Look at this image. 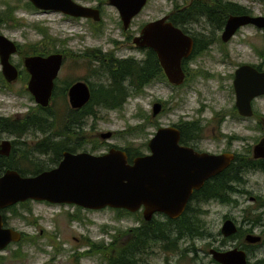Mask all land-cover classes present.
<instances>
[{
	"label": "rangeland",
	"instance_id": "rangeland-1",
	"mask_svg": "<svg viewBox=\"0 0 264 264\" xmlns=\"http://www.w3.org/2000/svg\"><path fill=\"white\" fill-rule=\"evenodd\" d=\"M2 1H8L16 8V27H0L1 33L20 45V52L11 55L14 63L20 64L22 54L28 50L30 42L37 41L48 46L56 43L60 50L65 49L68 56L57 77L59 86L62 81L76 78H86L94 84L99 82L100 77L94 72L98 65L87 60V56L92 55L94 49H101L102 53L112 52L119 57H142L143 53L132 41L129 43L127 37L130 34H138L144 23L173 11L175 3L180 6L188 4L186 0H148L139 14L132 19L129 27L123 30L119 14L108 0H77L92 6L99 3L102 8L99 21H77L56 12L41 13L37 9L25 8L22 5L25 0H20L19 3L17 0H0V4ZM230 1L245 5L250 9L251 15H264V0ZM37 26L46 27V37L37 31ZM186 28L192 33L199 31L214 34L213 27L204 19L193 21L187 24ZM220 33L221 31L216 33V41L211 42L187 63L190 78L179 88H173L167 80H154L144 86L141 94L130 96L122 108L109 110L101 107L96 111V118L86 117L83 132L87 133L88 138L95 136L105 146L93 152L106 151V143H110L129 147L131 150L136 149L142 154L148 153L147 142L157 129L154 125L150 126L152 123L139 135L125 132L128 125L141 121L137 114L149 115L151 121H157L159 126L199 120L202 133L198 148L209 152L243 153L249 146L252 149L264 136V132L256 125L264 123V95L252 101L256 111L254 116H236L233 112L235 95L231 75L241 63L264 65V29L252 25L242 26L225 43L220 40ZM0 84L6 86L0 87V115L16 117L36 106L22 76L11 83H2L0 72ZM156 101H166L165 110L162 109L156 116H151L152 104ZM50 109L63 111V99L51 101ZM107 131L112 132L111 136L102 139L100 134ZM41 135H27L26 140H36ZM3 138L12 140L14 136L0 132V141ZM84 146L79 150H91V143ZM250 171L251 169H245L242 173L246 178V193L243 190V178L240 184L233 183L234 187L239 188L230 192L231 202L208 199L209 201L199 204L204 211L201 217L213 237L178 240L175 248L167 245L164 249L159 244L143 253L144 264H211V255L208 252L211 247L219 245L228 248L238 242V238L222 241L220 226L225 215L233 218L240 227L251 228L255 234H262L264 208H258V199L253 200L251 196L260 195V198L264 199V173ZM16 211L18 215L7 212L8 225L26 232L27 240L34 241L10 243L7 249L0 250V254L6 257L11 250H17L19 247L25 252L24 257L7 258L4 264H105L102 259L105 252L101 248L79 257L76 263L77 252L90 249L89 244L93 242L107 243L111 233L130 228L138 222L136 215H123L109 208L86 210L72 204L47 201L31 200L27 205H17ZM256 215L259 220L254 224L252 221ZM192 247L195 250H192ZM249 253L250 259L264 257V244L253 245Z\"/></svg>",
	"mask_w": 264,
	"mask_h": 264
},
{
	"label": "water",
	"instance_id": "water-1",
	"mask_svg": "<svg viewBox=\"0 0 264 264\" xmlns=\"http://www.w3.org/2000/svg\"><path fill=\"white\" fill-rule=\"evenodd\" d=\"M36 8L59 11L75 17H92L99 20V9L83 5L74 0H29ZM114 6L127 29L133 16L138 14L146 0H108ZM167 15L145 23L139 34L132 39L134 45L152 49L167 79L183 82L185 73L182 59L192 50L193 39L181 28L167 20ZM253 24L264 27V15L230 14L225 21L220 39L227 42L241 26ZM17 51L13 40L0 33L1 72L6 81L18 77L17 67L11 63L10 55ZM62 53L28 55L23 65L29 74L27 89L36 104L49 105L54 79L61 67ZM235 107L242 116L253 114L252 100L264 94V69L243 63L236 67L233 78ZM91 96L85 80H76L67 90L71 108L85 105ZM161 110V103L152 105V116ZM112 132L100 134L109 138ZM180 130L175 126L159 127L148 140L149 153L134 157L131 162L127 153L110 147L100 154L88 151L65 150L55 166L34 175H22L15 169H6L0 174V209L27 199L46 200L52 203H71L89 209L106 206L124 208L134 212L143 206V217L149 220L153 213L161 212L176 218L183 212L189 196L199 189L206 179L227 168L234 153L198 152L180 144ZM11 141H0V154L8 155ZM254 158H264V137L254 144ZM224 236L237 231L231 218H226L220 229ZM21 233L3 225L0 213V249L9 242L18 241ZM248 243H256L261 236L247 233ZM214 259L221 264H247L246 252L239 247L225 250L210 249Z\"/></svg>",
	"mask_w": 264,
	"mask_h": 264
},
{
	"label": "trees",
	"instance_id": "trees-1",
	"mask_svg": "<svg viewBox=\"0 0 264 264\" xmlns=\"http://www.w3.org/2000/svg\"><path fill=\"white\" fill-rule=\"evenodd\" d=\"M17 3L20 0L16 1ZM185 6L177 3L171 11L170 19L173 24L180 27L193 21H200L206 18L208 24L215 30H221L226 18L230 14L250 13L245 5L230 0H186ZM22 5L25 8L34 9L33 5L25 0ZM16 8L10 5L8 1H2L0 4V27L11 26L16 27L17 16ZM37 30L47 36L46 27L37 26ZM186 31V30H185ZM218 38V37H216ZM213 35L206 36L204 39H197L194 43L193 53L197 54L213 41ZM115 42V40H114ZM26 52L44 54L48 52H66L65 49L60 50L56 47V43L48 46L40 44L37 41L30 42ZM92 55H88L87 59L91 63H96L95 73L100 77L98 83L91 85V98L81 108H71L65 104L63 111L51 110L50 107L41 108L38 106L31 107L26 113L16 117L0 116V132H6L13 135L12 148L9 155H0V174L5 169H15L22 175L36 174L44 169H48L54 165L56 160L61 156L64 150H76L86 143H91L92 151L102 149L103 143L83 132L85 127V118L97 117L99 108L120 109L130 96L142 93L144 86L154 80H165V76L158 62L155 52L151 49H143V56L135 58L134 56L118 57L112 52L102 53L101 49H94ZM86 58V57H84ZM95 60V61H94ZM187 60V59H184ZM186 61H184L185 64ZM257 69H262L263 64H254ZM186 72V80L190 78V70L183 66ZM69 83L63 82L60 87H56L53 92L55 100L62 99L65 89ZM164 102V109L166 101ZM233 112L237 115L233 106ZM140 118L139 123L128 125L125 132L128 134L139 135L150 125L159 127L157 121L152 122L149 115L137 114ZM86 118V119H87ZM222 117L219 119L221 122ZM264 124V123H263ZM256 124L259 130L264 132V125ZM181 131L180 142L183 144L193 145L202 133V125L199 120H189L174 124ZM41 133V137L36 140L27 141V135H35ZM24 138V139H22ZM239 138V137H237ZM113 145V144H112ZM114 146V145H113ZM129 159L140 154L136 149L124 147ZM42 155V156H41ZM245 169H263L264 160L254 159L251 155V148L248 147L243 153H237L231 164L218 175L208 179L203 187L194 191L191 199L187 203L183 213L176 219H170L166 216L158 218L156 214L151 220L145 221L141 212H129L126 209H112L123 215H136L139 224L117 230L111 233L109 241H99L89 244L90 249L77 252L76 263L78 258L85 254L94 253V249L101 248L105 253L102 259L105 264H144L143 253H147L154 246H161L166 249L167 245L176 247L178 240L196 238L213 237L208 231L207 226L201 215L204 212L199 204L210 200H220L221 202H231L230 192L237 191L239 186L234 187L233 183L240 184L245 178L243 171ZM246 184V178L243 183V190ZM258 208H263L264 199L259 196ZM31 200L19 202L1 211L3 219L8 224V215L4 212H11L18 215L16 211L17 205H27ZM77 207V206H76ZM80 208V207H77ZM71 215V214H69ZM25 217V216H24ZM26 218V217H25ZM258 216L252 222L257 223ZM251 231V228H247ZM264 235V227H263ZM244 230L239 227L237 234L231 238H238V244L250 252L248 244L243 242L242 237ZM226 238H222L225 242ZM262 244H264V237ZM216 246V248H218ZM192 250L195 248L192 247ZM24 253L18 249L10 252L11 258H21ZM5 257L0 254V263ZM211 264H220L211 260ZM248 264H264V257H257L249 260Z\"/></svg>",
	"mask_w": 264,
	"mask_h": 264
},
{
	"label": "flooded vegetation",
	"instance_id": "flooded-vegetation-1",
	"mask_svg": "<svg viewBox=\"0 0 264 264\" xmlns=\"http://www.w3.org/2000/svg\"><path fill=\"white\" fill-rule=\"evenodd\" d=\"M147 2H148V0H147ZM97 7H99V10H100V15L102 14V8L100 7V5H99V3L97 4ZM41 13H50L51 11H48V10H39ZM63 16H65V17H67L68 19H75V20H77V21H79V20H82V19H85V20H93L92 18H75V17H73V16H69V15H64V14H62ZM170 16V15H169ZM95 21V20H94ZM205 22H207V20L205 19ZM208 23V22H207ZM209 25V24H208ZM206 27L207 26H205L204 27V30H206ZM211 27V26H210ZM220 31V30H219ZM218 32V30H214V35H213V39L215 40V38H216V33ZM206 35H210V33H205ZM133 36L134 35H131V36H129L127 39L129 40V43H131L130 41H132V38H133ZM193 38H194V40L196 41L197 39H202L203 37H199L197 34H195V35H193ZM140 50V49H139ZM141 52H143V50H140ZM67 54L65 53L64 54V60L67 58ZM22 59H23V56H22ZM64 60H63V62H64ZM17 66V65H16ZM18 67V66H17ZM19 68V67H18ZM19 73H20V68H19ZM77 79V78H76ZM76 79H74V80H76ZM78 80V79H77ZM84 80H86L87 82H88V84L90 85L91 84V81L90 80H88V79H84ZM73 82V81H72ZM62 95H63V92L61 93ZM63 97L64 98H66L67 97V91H65V93H64V95H63ZM67 100H68V98H67ZM200 138H198L195 142H193V148L196 150V151H199V152H201V151H206V150H203V149H200V148H198V142L200 141L199 140ZM60 161V160H59ZM58 161V162H59ZM252 171H261L262 173H264V170L263 169H255V170H252ZM252 171H250V172H252ZM257 196L258 195H255V196H251L252 197V199L253 200H256L257 201ZM262 235H263V233H262Z\"/></svg>",
	"mask_w": 264,
	"mask_h": 264
}]
</instances>
